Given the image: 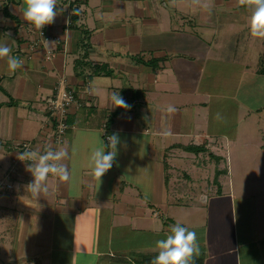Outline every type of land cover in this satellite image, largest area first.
Wrapping results in <instances>:
<instances>
[{
	"label": "crops",
	"instance_id": "crops-1",
	"mask_svg": "<svg viewBox=\"0 0 264 264\" xmlns=\"http://www.w3.org/2000/svg\"><path fill=\"white\" fill-rule=\"evenodd\" d=\"M75 1L77 15L72 17ZM23 8V0H0V42L23 61L10 72L8 58L0 59L3 171L24 152L52 149L45 99L57 78H65L81 106L68 113L62 140L54 145L67 152L62 163L68 180L50 175L47 193L36 200L27 188L32 162H16L11 174L16 183L10 188L15 191L5 189L0 201V264H140L137 254H158L156 241L169 234L171 225L198 227L209 197L224 195L232 186L231 171L225 170L227 188L221 189L222 179L214 194L187 196L185 202V191L195 189L193 168L185 170L172 160L191 158L196 167L210 163V154L223 159L215 150L231 157L235 135L210 128L212 105L225 97L239 103L236 108L244 106L239 116L258 110L261 104L252 106L249 100L264 94V73L249 65L264 64V38L250 35V9L237 0H213L210 13L193 0H57L58 15L42 35L23 19ZM114 92L132 107L111 108ZM168 106L176 111L167 112ZM114 133L120 139L114 167L98 182L89 158ZM216 133L223 141L216 140ZM25 142L28 146L20 148ZM198 145L203 150L183 147ZM166 167L176 170L175 177ZM180 171L184 179L176 183ZM207 182L196 191L215 189L209 175ZM221 203L215 206L222 211L214 216L213 238L199 258L202 264L214 258L216 264H246L251 252L245 254L242 247L262 244L264 229L248 242L234 237L231 200ZM139 234L145 241L137 242ZM31 246L32 260L24 259ZM227 255L231 263L225 262Z\"/></svg>",
	"mask_w": 264,
	"mask_h": 264
},
{
	"label": "rangeland",
	"instance_id": "rangeland-1",
	"mask_svg": "<svg viewBox=\"0 0 264 264\" xmlns=\"http://www.w3.org/2000/svg\"><path fill=\"white\" fill-rule=\"evenodd\" d=\"M249 66H250L249 68L251 69H257V70H260L261 68L264 69V64L262 63H254ZM260 78L262 77L259 76L258 79ZM243 84L244 82L241 83V86ZM231 87L232 89H234L235 85ZM232 97L234 101L241 102L238 100V96L234 95ZM223 100L225 101L222 103L215 104L218 102L216 101L212 105L211 123L213 124V126L210 128L215 132L221 131L222 134L227 137L231 135H235V141L237 145H234L231 148V153H230L231 157L228 158L229 154H227L226 151L224 150H221V151L215 150L218 152L217 154L220 155L221 153L223 159H219L216 162L214 158H211V159L207 158L206 160L207 161L209 160L210 163L206 161L207 162L206 164L200 165V166L197 165L196 167L194 166L195 168L191 166L193 164L191 158H190L191 160L190 159L172 160V162L183 165L185 170L188 168V166H190L191 169L193 168V170H191L192 171L191 174L193 176V179H194L193 181L195 182V186L191 185V187L195 189L192 191L190 190L185 191V200H184L185 202L188 201V198L186 199L187 196H190L192 199L194 196L196 197L198 193H201L200 198L204 199L205 196L208 195L207 193L214 194L215 192H217L216 188H219V182H221L222 179H224L225 182L223 183L224 186H222L221 189L227 188L228 185L226 184V180L228 176L226 173L222 174L223 173L222 171L224 170L225 172L226 170L227 173H229V170L231 171L229 175V178H230L229 185H232V186L228 187V189L224 191L225 192L224 195L209 197L205 205H203L204 218H202L201 220L202 224L200 223L198 227H195L193 230H190L196 233L197 243L199 244L200 251H203V249H206L207 243H210L209 238L210 237L213 238L214 216L221 214V211H222L220 208L215 207V206H219L220 205L219 203H221L222 200L223 202L224 200L225 202L227 200H231L228 215H230L231 213L230 209H232V214L234 216L233 217L234 225L232 227V234L234 237L236 236L237 238L239 236L241 238V241H247L246 239H248V237H250V239L254 238L255 235H258L259 233H261L262 229H264V147L260 146L261 144H264V94H259L258 99L249 100V104L252 106L258 105V104H261V105H259L258 107H255L258 109L256 111H253V112L247 111V116H245L244 114H241V116L238 115V112L240 111V109L243 111L244 106H240L236 108V105L239 103L233 102L231 98L226 99L224 97ZM96 113L98 116L99 112L96 111ZM97 116L94 117L95 120L97 119ZM233 124H234V127L231 128L230 126ZM222 134L221 133L215 134L217 137L216 139L217 141H221V140L223 141V139L220 138V137H223ZM213 163L216 165L215 167L212 168L209 165ZM2 167L3 166H0V201L4 198V195H5L4 193H6L5 187H3L4 185L1 184L2 179L5 181H9L12 187H14L16 183V179L13 178L12 175L11 177H7V178L5 177L6 176L5 174L7 173L6 171L7 168L3 171ZM113 167H114V164H113ZM14 169L16 170V167ZM165 169L168 173L172 174V177H175L174 173L176 170H171V167H166ZM216 169H222L221 171L222 173L220 174L222 175V177L219 178L220 176H218V178L214 182L215 189H213L210 192L208 191L197 192L196 191L197 186H199L200 184L208 183L207 182L208 175H209V180H211L210 184L212 185L213 175ZM180 174L184 175V172H181V171L179 172V175H178L179 179L178 178L175 179L176 183H179L184 179ZM105 175H107V173H105ZM205 176H207V178ZM13 189H9L7 191H11L10 193L12 194L15 191V190L12 191ZM215 198L220 199V200H216ZM255 198L257 199L256 204L254 200ZM7 202L9 201L4 199L3 205H8L6 204ZM194 202H197V201H194ZM260 204L261 206H257ZM221 205H223V203H221ZM220 231L222 233H225L223 224L220 225ZM263 234H264V231H263ZM263 234H262V238L261 236L259 238V240H263L262 244H260L259 241L254 242V243L251 242V249L248 246L242 247L245 254L248 251L251 252V256H249V260L246 264H256V263L264 264V235ZM201 235L203 236V238H201ZM217 236L219 238L224 239L222 236H219V235ZM142 238L144 239V237L139 234L137 242L140 241ZM225 243H232V241L230 238H226ZM31 248L33 247L32 246L30 248L27 247L24 253V257H25L24 259H27L28 257H30V259L32 260L31 256H33L32 255L33 253L31 252ZM253 249L257 250L258 252L254 254ZM200 251H199V255L195 257L203 258L200 255L201 254ZM137 255H138L137 258L140 260L141 256L139 254ZM53 256L54 258H56V254H53ZM205 256L207 257V255ZM226 257H227L226 258L227 260L225 259V262H227L228 259L232 260L231 256L227 255ZM259 259H261L260 262H259ZM216 261H217L216 258L208 259L207 261H205L204 264H216ZM228 263H231V262L228 261Z\"/></svg>",
	"mask_w": 264,
	"mask_h": 264
},
{
	"label": "clouds",
	"instance_id": "clouds-1",
	"mask_svg": "<svg viewBox=\"0 0 264 264\" xmlns=\"http://www.w3.org/2000/svg\"><path fill=\"white\" fill-rule=\"evenodd\" d=\"M176 0H172L175 4ZM198 9L211 12L213 0H193ZM239 6H247L250 9V16L247 19V27L252 37L264 38V0H237ZM23 19L40 31L46 25L55 22L58 15L57 0H23ZM11 49L5 42H0V59L7 57L8 70L15 72L23 66V61L10 55ZM111 100L113 107L130 109L128 104L119 94L112 93ZM176 108L168 106L167 112L174 113ZM102 132L100 133V135ZM120 139L117 134L107 137V145L101 144L94 149L89 158L88 167L94 178L100 182L101 177L112 168L117 155V145ZM108 150H105V149ZM67 152L63 149L40 153L38 151H27L21 154L18 159L21 161L30 160L32 163L27 166V170L32 175V181L27 185L32 196L37 200L41 193H47V181L49 176H54L60 180L69 179V170L62 163ZM158 254L152 259L151 264H194V257L199 255V244L194 231L183 226L180 222L170 226L169 234L165 238L156 241Z\"/></svg>",
	"mask_w": 264,
	"mask_h": 264
},
{
	"label": "built area",
	"instance_id": "built-area-1",
	"mask_svg": "<svg viewBox=\"0 0 264 264\" xmlns=\"http://www.w3.org/2000/svg\"><path fill=\"white\" fill-rule=\"evenodd\" d=\"M39 34L42 35L43 32L39 31ZM51 50L47 51L48 55H51ZM17 58L21 59L20 55L17 54ZM46 110H47V124L50 128L51 135L50 138L53 139V150L56 149L55 144H59L62 140L61 135L64 133L67 128L65 121L66 115L81 106V101L73 93V90L68 86L64 77L56 79V82L53 87V92L46 99ZM52 117V119H51ZM51 119V120H50ZM29 142L22 143L20 148L27 147ZM20 159L14 158L11 160V163L6 170V178L11 176L15 172V164ZM1 184L4 185L6 190L11 188V183L2 179Z\"/></svg>",
	"mask_w": 264,
	"mask_h": 264
},
{
	"label": "trees",
	"instance_id": "trees-1",
	"mask_svg": "<svg viewBox=\"0 0 264 264\" xmlns=\"http://www.w3.org/2000/svg\"><path fill=\"white\" fill-rule=\"evenodd\" d=\"M77 1H75L74 2V6H73V14H72V17H74V15H77V3H76ZM259 72H261V73H264V69H260V70H258ZM108 71H106V73H107ZM68 115V114H67ZM66 115V116H67ZM66 121V120H65ZM184 147V149L185 150H187V151H193V152H198V151H201V150H203V147H201V146H195V147H193V148H191V146H183ZM210 156L212 157V158H214V160L215 161H217V160H219V156H215V155H213V154H210ZM222 169H216L215 170V172H214V175H213V181L215 182L216 181V179H217V177H218V175L220 174V173H222V172H224V170L222 171ZM218 191V190H217ZM157 254H154V255H152V256H147V255H142L141 256V259L139 260L138 258L136 259L140 264H151V261H152V259L156 256ZM194 264H202V259L201 258H199V257H194Z\"/></svg>",
	"mask_w": 264,
	"mask_h": 264
}]
</instances>
